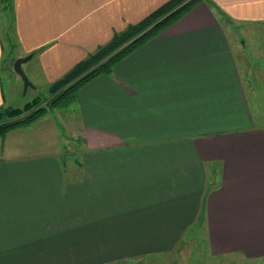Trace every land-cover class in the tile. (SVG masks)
Wrapping results in <instances>:
<instances>
[{"label":"crops","instance_id":"obj_1","mask_svg":"<svg viewBox=\"0 0 264 264\" xmlns=\"http://www.w3.org/2000/svg\"><path fill=\"white\" fill-rule=\"evenodd\" d=\"M3 1L0 106L17 58L51 84L168 0ZM71 104L0 136V264L141 261L196 228L264 260V0H201Z\"/></svg>","mask_w":264,"mask_h":264},{"label":"trees","instance_id":"obj_2","mask_svg":"<svg viewBox=\"0 0 264 264\" xmlns=\"http://www.w3.org/2000/svg\"><path fill=\"white\" fill-rule=\"evenodd\" d=\"M201 0H168L139 22L130 24L113 38L79 61L65 75L51 83L48 107L69 105L78 96L80 88L97 75L110 71L122 57L165 31L188 13ZM7 5L10 0H7ZM8 7V6H7ZM40 97L19 106H0V135L13 127L29 124L48 109L40 105Z\"/></svg>","mask_w":264,"mask_h":264},{"label":"rangeland","instance_id":"obj_3","mask_svg":"<svg viewBox=\"0 0 264 264\" xmlns=\"http://www.w3.org/2000/svg\"><path fill=\"white\" fill-rule=\"evenodd\" d=\"M7 0H4V7H7L8 3ZM250 53V52H249ZM251 55V53H250ZM23 68L31 79V73L28 71L30 70V66L27 64L23 65ZM26 68V69H25ZM18 75V74H17ZM19 78L13 81H9L8 77L3 74V80L5 84V90L8 95V103L5 105L8 106H19L22 107L26 102L33 100L36 97H40V105L45 107L49 106V100L51 97L50 94V86L51 84L45 83V81H41L37 84V88L34 87V83L26 86L25 81L19 75ZM10 82H12L10 84ZM10 104V105H9ZM73 105L70 103L69 105H62L56 107H48L46 112L54 111L57 115H66L71 109ZM45 112V113H46ZM44 113V114H45ZM61 117V116H60ZM3 136V135H0ZM70 143V142H69ZM196 234H189L188 237L184 239L183 244L180 246L181 248L177 250V254H167L162 255L160 257H153L148 259H143L141 261H129L128 263L123 264H264V260L260 261H244L242 263L241 260H237L234 257L230 258H213L208 254L206 249V241L205 235L202 234V231L198 230L197 228L194 230ZM194 232V233H195Z\"/></svg>","mask_w":264,"mask_h":264},{"label":"water","instance_id":"obj_4","mask_svg":"<svg viewBox=\"0 0 264 264\" xmlns=\"http://www.w3.org/2000/svg\"><path fill=\"white\" fill-rule=\"evenodd\" d=\"M30 58H31V55H27V56L19 57L14 61V69L25 81L26 86L32 84V82L30 81L29 77L27 76L23 68V63H25Z\"/></svg>","mask_w":264,"mask_h":264}]
</instances>
